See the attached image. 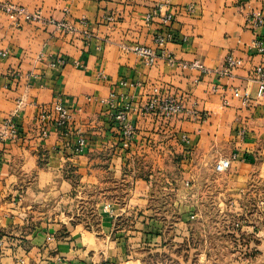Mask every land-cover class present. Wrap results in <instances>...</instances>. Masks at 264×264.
Wrapping results in <instances>:
<instances>
[{"label":"crops","instance_id":"0c3cea01","mask_svg":"<svg viewBox=\"0 0 264 264\" xmlns=\"http://www.w3.org/2000/svg\"><path fill=\"white\" fill-rule=\"evenodd\" d=\"M2 1L41 19L16 24L0 9V121L14 115L21 130L0 143V264H264V91L253 77L264 0ZM169 10L176 39L163 49L209 72L161 55L148 65L126 47L160 53ZM252 13L262 23L250 25ZM228 54L242 61L223 73ZM57 57L65 64L53 67ZM157 95L183 111L144 113ZM56 100L71 110L70 135L50 126L42 138L35 116ZM115 110L132 127L127 145ZM225 157L230 166L216 170Z\"/></svg>","mask_w":264,"mask_h":264},{"label":"built area","instance_id":"2783aa9c","mask_svg":"<svg viewBox=\"0 0 264 264\" xmlns=\"http://www.w3.org/2000/svg\"><path fill=\"white\" fill-rule=\"evenodd\" d=\"M238 2H244V0H237ZM0 9L8 14H10L12 17L16 19V24H19L20 18H23L26 21L30 20H40L41 19V13L39 10L36 11H29L27 8L21 5H16L10 2L2 1L0 2ZM161 9V5L158 4L157 6H154L152 11L149 14V18L156 15ZM174 12L172 10H169L168 12L163 14L162 22L165 24L164 29L161 31H158L155 34L154 41L158 45V48L161 49V52L158 53L155 49L151 48L147 45H140V44H133L131 46H126L129 49L133 50L134 52H137L139 55H141L146 64L152 65L158 56H164L170 63H175L182 68H196L200 70L203 73H207L210 70L199 60H193V61H183L178 60L168 54L164 49L163 45L170 40L176 39V34L171 30V28L168 27L174 20ZM109 19H111L109 17ZM263 18L261 14L259 13H252L248 17V23L252 26L258 25L262 23ZM48 23L54 24L57 29H59L61 32L64 33H72L75 31V27L73 24L64 21V20H55L53 18H49L47 20ZM83 36L85 38H89L90 34L88 32H84ZM261 51H264V48H260ZM8 55L7 50H1L0 49V56H6ZM241 59L235 57L233 54H228L226 56L224 66L221 69V72L223 73H229L231 72L235 67H237L241 63ZM65 64V58L64 57H57L56 60H53L51 62V65L54 67L56 65L62 66ZM253 77L257 81L258 89L259 91H264V62L260 63L255 66L253 70ZM113 96V93L111 94V97ZM110 105L113 106V104L110 101ZM183 104L178 100L177 98H174L172 96H165L160 97L159 95L153 96L149 98L146 104L142 107V111L144 113H155L162 115L166 118L176 116L180 114L183 111ZM113 119L112 121H115L116 124L114 125L119 134L121 139L123 140V145H127V141H130L133 135L132 127L127 123L126 121V114L123 110H115L110 115ZM72 120V113L69 107L64 105L61 100H56L49 105H40L37 111V114L35 116V122L38 124V127L41 129L40 136L42 138L46 137L48 135V129L50 126H55L60 129L61 133L64 135H70V122ZM21 137V130L19 127V124L17 123L16 119L14 118V115L4 116L0 121V143L4 144L7 142L15 141ZM186 137V136H184ZM86 137L85 136H79L77 139L76 145H74V152L79 153L83 150L84 146L86 145ZM231 159L228 157L221 158L219 161L216 162L215 168L216 170H224L230 166ZM4 242L2 238L0 237V245H2Z\"/></svg>","mask_w":264,"mask_h":264},{"label":"rangeland","instance_id":"374dc122","mask_svg":"<svg viewBox=\"0 0 264 264\" xmlns=\"http://www.w3.org/2000/svg\"><path fill=\"white\" fill-rule=\"evenodd\" d=\"M115 184H113L114 186ZM95 195V194H94ZM96 196V195H95ZM83 201L85 204L89 205L91 202H92V194L91 193H88V194H83ZM87 214L91 217V218H95V214L91 213L90 210H87L86 211Z\"/></svg>","mask_w":264,"mask_h":264}]
</instances>
